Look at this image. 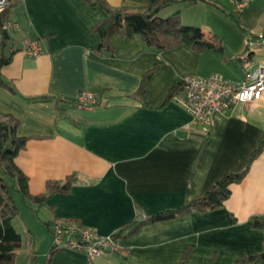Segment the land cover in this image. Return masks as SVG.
I'll return each instance as SVG.
<instances>
[{
    "label": "crops",
    "instance_id": "obj_1",
    "mask_svg": "<svg viewBox=\"0 0 264 264\" xmlns=\"http://www.w3.org/2000/svg\"><path fill=\"white\" fill-rule=\"evenodd\" d=\"M105 1L112 8L145 11L153 0ZM8 6L12 59L0 75L15 92L0 83V119L14 116L18 133L28 138L15 161L28 176L32 194L46 192L48 181L73 177L68 191L54 192L43 205L24 201L19 208L25 220L19 215L15 220L23 236L18 255L26 264H235L245 254L264 250V231L252 222L254 216L264 217L263 149L244 178L231 185L222 206L143 224L118 238L121 261L115 253L90 257L65 246L49 255L56 218L108 235L141 217L181 207L227 174L246 168L264 135V94L256 102L232 105L209 130L169 95L185 75L218 73L238 83L247 69L264 65V42L245 54L247 39L264 35V0L243 10L247 31L240 27L238 35L229 17L217 18L212 27L200 22H211L204 15L188 18L189 6L181 10V24L200 27L207 37L219 36L222 51H198L186 44L161 50L139 34H116L114 51H105L93 31L108 18L98 5L10 0ZM25 39L37 40L42 53L32 56L22 50ZM150 70L155 72L146 94L140 95ZM87 91L96 93L97 102L90 108L76 106L77 97ZM19 226L31 234V243L24 244ZM35 229L41 232L34 235Z\"/></svg>",
    "mask_w": 264,
    "mask_h": 264
},
{
    "label": "trees",
    "instance_id": "obj_2",
    "mask_svg": "<svg viewBox=\"0 0 264 264\" xmlns=\"http://www.w3.org/2000/svg\"><path fill=\"white\" fill-rule=\"evenodd\" d=\"M93 5L102 7L108 14V18L99 21L93 31L99 33L101 43L99 49L114 51L112 38L116 34L130 37L134 34L141 35L149 46L161 50L186 44L201 51L213 49L223 50V41L217 35L206 36L204 31L194 25L181 24V10L172 16L161 18L159 13L173 4H184L191 6L199 2H206L221 7L216 0H153L151 6L145 11H129L126 8H112L105 0H85ZM9 7V6H8ZM0 12V68L8 64L12 59V51H9L8 44L10 35L4 25L9 22L7 9ZM231 15V14H230ZM243 31L246 27L238 22ZM11 48V46H10ZM155 70L148 71L143 77L138 90L140 95L146 94L147 82L151 79ZM0 83L7 85L0 75ZM178 83L170 92L169 99H172L179 89ZM15 92V89L8 86ZM18 119L12 115H6L0 119V264H15L16 257L22 247L23 236L17 229L15 220L19 215L15 197L19 196L25 201H33L39 206L43 205L48 197L57 191H68L73 183V177L66 181H48L47 191L32 194L29 190V178L15 161L17 154L25 148L28 138L18 133ZM264 149V135L258 146L252 151L248 164L240 172L230 173L213 183L206 193L198 198L187 201L176 209H167L147 216L142 222L134 220L114 232L118 239L124 234L138 230L143 224L172 220L192 211H207L220 207L231 195V185L240 182L248 172L252 162ZM253 226L264 231V217L254 216ZM60 246L55 243L50 249L49 255L54 253ZM133 264V263H132ZM235 264H264V250L253 254H245Z\"/></svg>",
    "mask_w": 264,
    "mask_h": 264
},
{
    "label": "built area",
    "instance_id": "obj_3",
    "mask_svg": "<svg viewBox=\"0 0 264 264\" xmlns=\"http://www.w3.org/2000/svg\"><path fill=\"white\" fill-rule=\"evenodd\" d=\"M10 0H0V12H3ZM254 0H234L236 14ZM9 21L4 27L12 28ZM264 40L247 39L246 55L254 51ZM20 48L32 56H39L42 48L35 39H25ZM180 86L175 99L181 102L192 114L193 121L209 130L217 119L237 103H252L260 100L264 94V65L257 70L247 69L243 82H234L221 74L206 77L185 75L179 81ZM97 102L93 92H82L75 100L76 106L90 108ZM54 243L60 247H69L85 252L90 257L123 254V248L114 233L101 235L93 228L84 227L75 221L56 218L51 223Z\"/></svg>",
    "mask_w": 264,
    "mask_h": 264
},
{
    "label": "rangeland",
    "instance_id": "obj_4",
    "mask_svg": "<svg viewBox=\"0 0 264 264\" xmlns=\"http://www.w3.org/2000/svg\"><path fill=\"white\" fill-rule=\"evenodd\" d=\"M224 1H226V0H224ZM231 1V0H230ZM233 2H231V4L230 5H227L226 3H224V2H221V1H218L219 2V5L221 6V7H217V6H215V5H212V4H209V3H206V2H204V4H199L198 6H189L188 7V9L189 10H187V16H188V18H190V19H192V17L194 16V15H196L198 18H203L204 19V17H202V15H204V16H206V17H208V18H210L209 20L211 21L210 23H206L207 21V18L205 17V21L206 22H204V21H200L202 24H209L208 26H214V23L215 22H217L218 21V19L217 18H219V17H229L234 23H235V25L234 26H232V27H234V29H235V31H236V34L238 35V33H240L241 31L240 30H238V28L240 29V25H239V23L238 22H240L241 24H243L244 26H246L245 24H244V17H242V13L240 14V15H238V14H236V12H235V7H234V0H232ZM227 6V9L225 8ZM248 6V5H247ZM246 6V7H247ZM246 7L244 8V10L246 9ZM179 8V10H182V9H185V5L184 4H175V5H173L172 6V8H170V9H168V10H164V11H162L161 13H160V16H162V17H166V16H168L169 14H174L173 12L175 11V10H177ZM181 8V9H180ZM186 8H187V6H186ZM202 8V9H201ZM204 8V9H203ZM173 9H175L174 11H173ZM208 9H211L212 11H213V13H212V11H209ZM229 9V10H228ZM228 10V11H227ZM231 14V15H230ZM196 17V18H197ZM258 18V16H256L255 17V20ZM254 22V21H253ZM255 25V24H254ZM212 27H210V28H212ZM218 28H220V27H218ZM222 30V29H221ZM209 31V30H208ZM240 31V32H239ZM223 32H225V36H226V38H227V40H234V35L232 34V33H229L228 31H223ZM208 33V32H207ZM1 38V37H0ZM252 39L253 40H264V35H259V37H258V39H254L253 37H252ZM232 42V41H231ZM218 74V73H217ZM15 199H16V203H17V206L20 208L21 206H24L25 204H24V199L22 200V199H20L19 198V196H17V197H15ZM20 210V209H19ZM42 216V215H41ZM36 219H37V217L36 216H34ZM18 219H21L22 221H24L25 220V215H23V212L21 211V212H19V217H18ZM44 225V224H43ZM40 227H42V226H40ZM44 228L43 229H46V226L44 225L43 226ZM19 228H20V230L23 232V235H24V237H25V242H24V244L25 243H27L28 242V240H29V243H31L30 242V240H31V234H30V236H28L27 234V232H26V230H24L25 228L24 227H21V226H19ZM24 228V229H23ZM38 232H41L40 230L38 231V230H34V235L36 234V233H38ZM29 237H30V239H29ZM120 254L119 253H115L114 255H113V257L114 258H116V259H122L121 258V256H119ZM17 261H16V264H26V258H23V255L22 254H20V255H17V259H16ZM119 261H121V260H119ZM126 261V262H125ZM124 262L127 264H131L128 260H125Z\"/></svg>",
    "mask_w": 264,
    "mask_h": 264
},
{
    "label": "water",
    "instance_id": "obj_5",
    "mask_svg": "<svg viewBox=\"0 0 264 264\" xmlns=\"http://www.w3.org/2000/svg\"><path fill=\"white\" fill-rule=\"evenodd\" d=\"M143 220H144V217H141V218H140V221H143Z\"/></svg>",
    "mask_w": 264,
    "mask_h": 264
}]
</instances>
